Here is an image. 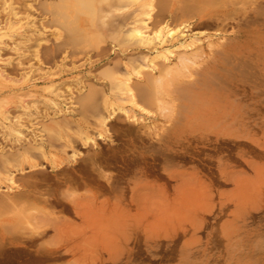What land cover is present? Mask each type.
Listing matches in <instances>:
<instances>
[{"label":"rangeland","instance_id":"obj_1","mask_svg":"<svg viewBox=\"0 0 264 264\" xmlns=\"http://www.w3.org/2000/svg\"><path fill=\"white\" fill-rule=\"evenodd\" d=\"M115 1L119 0L97 4V16L92 22L81 15L76 30L82 27L77 34L84 32L78 37L73 34L75 29L72 28V36L69 32L70 25L76 28L75 24L66 26L60 19L61 0H0V194L14 190L10 185H18L26 177L46 186L52 184L54 177L37 148L32 149L35 154L26 155L39 163L36 169L25 166L5 170L1 165L4 153L13 156L28 147L46 146L50 151L46 152L47 157L63 161V166L77 164L80 157L93 151L109 149L118 153L105 167L98 166L97 173L92 169L91 175L98 179L93 184L74 183L55 190L61 198L77 195L74 199L88 206L84 213L89 223L84 224L82 215L73 210H59L61 206H52L54 213L43 202L34 203L39 209L30 205L34 209L27 210V215L16 204L11 209L14 214L6 211L5 217L17 215L11 226L8 224L10 233L25 242L7 253L8 247L1 246L4 248L0 252L5 255L0 254L11 259H1L0 255V264H264V0H217L218 4L211 1L218 6L225 4L223 9L213 4L211 8V2H207L208 6L202 0L204 8L205 4L197 1L199 8L203 5L202 12L195 9L196 1L186 0L192 1L193 6L183 1L186 5L181 3L180 9L177 0H171L179 6L174 18L169 14L168 0H153L149 9L143 8L144 0L118 4ZM250 5L252 9L255 6L254 12L248 8ZM257 6L259 12L255 13ZM223 10L228 14L220 18L217 14ZM143 20V35L152 36L168 27L183 31L186 36H175L160 45L128 36L132 28L143 25ZM165 38L168 37L163 35ZM185 39L191 43L189 46L181 44ZM162 46L171 47L168 58L155 57V63L149 64ZM223 58L230 59L232 66H239L234 70ZM228 68L234 78L227 76ZM209 71L212 76L216 73L222 77L216 76L222 83L212 84L214 78ZM128 72L135 103L128 92L112 88L113 82L125 79ZM186 86H193L189 97L191 101L197 99L196 104L185 101L187 97L175 101L171 98H180L186 90L181 88ZM167 97L173 105L166 101ZM181 106L188 111L181 112ZM93 108L98 112L95 115L91 114L96 112ZM8 115L17 124L7 120ZM53 120L57 122L53 129L45 130ZM66 120L68 124H64ZM34 131L39 133L36 137ZM85 136L89 137L87 141ZM43 171L45 175L50 172V178L44 177ZM20 174L24 178L20 179ZM10 175L12 181L7 180ZM98 185H109L113 191L104 193ZM51 190L50 196L43 192L51 197ZM41 207L48 208L54 216L68 218L77 228L71 232L65 228L61 240L54 227L36 228V232L34 227L39 224L31 215L39 214ZM73 231L77 233L72 235ZM29 240L37 242L32 244L38 249ZM59 240L63 242L62 257L57 260L47 256L46 249L57 246Z\"/></svg>","mask_w":264,"mask_h":264},{"label":"bare ground","instance_id":"obj_2","mask_svg":"<svg viewBox=\"0 0 264 264\" xmlns=\"http://www.w3.org/2000/svg\"><path fill=\"white\" fill-rule=\"evenodd\" d=\"M2 1V0H1ZM3 1H5V0H3ZM55 1V0H54ZM59 1V0H58ZM111 0H61V3L59 4L60 5V8H59V15H60V17L58 16V15H55V16H58V18H60L61 20L63 19L64 20V22H66L67 23V25L66 26H69L70 24H75V27H76V25H78L77 23H76V21H78V19L80 18V16L81 15H85V16H87L88 18H89V20H90V22H92L93 21V19H94V16H97L96 14V5L97 4H101V3H108V2H110ZM118 1V0H117ZM120 1V2H119ZM118 2H116L117 4L118 3H124L125 1L124 0H119ZM124 1V2H123ZM128 1V0H127ZM130 1H133V2H141L142 0H130ZM129 1V2H130ZM153 0H144V1H142V6H143V8H151L152 7V2ZM169 2L171 1V0H168ZM173 1V0H172ZM171 1V2H172ZM179 1V2H178ZM182 2H180V0H177L176 2L177 3H179L180 5H181V3L183 4V1H185V3L187 2L186 0H181ZM190 1V0H189ZM194 1H196V3H197V1H202V0H193V2ZM205 1V3H209L210 4V2L212 1V0H210V1H207V0H204ZM204 1H202L203 2V4H205L204 3ZM226 1H230V0H219V2H223V3H225ZM14 2V1H13ZM52 2V1H51ZM166 2H167V0H166ZM170 2V6H171V12L169 13L170 14V16H171V14H172V16L171 17H173L174 15H176L177 13H176V9L179 7L178 6V4H177V6H175V4H174V2H172L171 3ZM192 1H191V3L190 2H187V3H189V5H192L193 6V3ZM199 2V3H200ZM202 2L200 3V4H202ZM213 2V1H212ZM211 2V5L213 4V3H217V0H214V2L212 3ZM218 2V3H219ZM3 3V2H2ZM8 3H10V2H8ZM52 3H55V2H52ZM115 3V4H116ZM126 3V2H125ZM131 3V2H130ZM168 3V2H167ZM207 3V5L208 6H210L209 4ZM217 3V4H218ZM221 3L219 4V6L218 5H215V4H213V5H215V6H218V7H222V9H223V6L224 7H226V5L224 4H222L221 5ZM227 3V2H226ZM50 4V3H49ZM56 4V3H55ZM154 4V3H153ZM199 4V5H200ZM11 5V4H10ZM9 5V6H10ZM184 6L186 5V4H183ZM213 5L212 6H210L211 8L213 7ZM8 6V5H7ZM13 6V5H12ZM47 6V5H46ZM201 6V5H200ZM203 6V5H202ZM202 6L199 8L198 7V3L197 4H195L194 5V7H195V9L196 10H198V8L199 9H201V11L200 12H202V10H203V8H202ZM57 8H58V6H56ZM181 7H182V5L180 6V9H181ZM198 7V8H197ZM204 8L206 7V4L203 6ZM246 7V6H245ZM7 8V7H6ZM47 8V7H46ZM49 8H51V6L49 7ZM54 8V7H53ZM57 8H55V11L54 12H56V10H57ZM247 8V7H246ZM245 8V9H246ZM248 8H250L252 11L255 9V6H254V9H252L253 7H251V5L250 6H248ZM257 8V10H255V13H257V12H259V8H258V6L256 7ZM10 9H12V7L10 8ZM142 9V8H141ZM179 9V8H178ZM177 9V10H178ZM182 9H183V7H182ZM217 9V8H216ZM221 9V8H220ZM226 9V8H225ZM245 9H244V11H245ZM48 10H51V9H48ZM173 10V11H172ZM208 10H210V9H208ZM9 11V10H8ZM199 11V10H198ZM218 11V10H217ZM217 11H214V13H215V15H214V17H216L217 15H219V17L221 16V15H223V17L225 16V15H227L228 14V11L226 12L225 10H223L221 13H219V14H217L216 15V12ZM58 12V11H57ZM56 12V13H57ZM232 12V11H231ZM243 12V11H242ZM241 12V13H242ZM254 12V11H253ZM9 13V12H8ZM15 13V12H14ZM208 13L209 14H211V13H213V12H209L208 11ZM240 13V14H241ZM13 14V13H12ZM16 14V13H15ZM50 14H51V12H50ZM53 14V13H52ZM55 14V13H54ZM231 14V13H230ZM234 14V13H233ZM244 14V13H243ZM14 15V14H13ZM17 15V14H16ZM146 15H147V17L150 15V12L148 11V12H146ZM145 15V16H146ZM204 15H208L207 13L206 14H204ZM242 15V14H241ZM249 15V14H248ZM52 16V15H51ZM212 16V15H211ZM229 16H231V15H229ZM82 17V16H81ZM219 17H217V18H219ZM228 17V16H227ZM251 17V16H250ZM52 18L53 17H51V20H52ZM54 18H56V17H54ZM57 18V19H58ZM174 18V17H173ZM208 18V17H207ZM220 18H222V17H220ZM229 18V17H228ZM12 19V18H11ZM56 19V20H57ZM69 19H71V20H69ZM84 19H86V18H84ZM206 19V18H205ZM224 19H226V18H224ZM59 20V19H58ZM62 20V21H63ZM216 20V19H215ZM246 20V19H245ZM251 20V19H250ZM14 21V20H13ZM12 21V22H13ZM79 21H80V19H79ZM78 21V22H79ZM138 21H141V20H138ZM214 21V20H213ZM61 22V21H60ZM75 22V23H74ZM208 22V21H207ZM15 23H17V21L15 22ZM62 23V22H61ZM210 23V22H209ZM217 23V22H216ZM90 24V23H89ZM140 24V23H139ZM142 24L143 25H141L140 27L138 26V27H134V28H132L131 29V31H130V33L128 34V36H131V38L133 37V39L135 38H137V39H140V41L141 42H143V43H158L159 45L160 44H163L164 42H166V40H170V39H173L175 36H177L178 37V35L179 36H183V37H185L186 35H184V33H183V31H178V30H172V29H170V28H168V27H164L163 29H160V30H158V31H156L152 36H148V35H143V32H142V30H141V28L143 27V26H145V24H146V21H142ZM213 24V23H212ZM240 24V23H239ZM245 24V23H244ZM243 24V25H244ZM63 25V24H62ZM65 25V24H64ZM80 25V24H79ZM81 26V25H80ZM10 27V26H9ZM65 27V26H64ZM70 27H71V29H69L68 27V29H69V32H71L72 31V28L73 29H75L74 31V33H73V31L70 33V35L72 36V33L75 35L76 34V36H78L79 37V35L81 36V32L83 31L84 32V30H80L79 32H80V34L78 35L77 34V31L79 30V29H81L82 27H79V29L78 30H76L78 27H76V28H74V26L72 27V25H70ZM88 27V26H87ZM16 28H17V26H16ZM84 28H86V27H84ZM83 28V29H84ZM2 29V28H1ZM65 29V28H64ZM67 30V29H66ZM65 30V31H66ZM71 30V31H70ZM69 32H68V34H69ZM86 33V32H85ZM10 34V33H9ZM14 34V33H13ZM23 34V33H22ZM83 34V33H82ZM126 34V33H125ZM124 34V35H125ZM21 35V34H20ZM87 35V34H86ZM86 35H84V36H86ZM127 35V34H126ZM163 35H165L166 37H168V38H165L164 40H163ZM27 36V35H26ZM75 36V38H78V37H76ZM66 37H68L69 38V35L68 36H66ZM88 37V36H87ZM75 38H73V39H75ZM126 38H127V36H126ZM129 38V37H128ZM131 38L129 39V40H131ZM27 39V38H26ZM40 39V38H39ZM80 38H78L77 40H79ZM84 38H82V40H83ZM102 39V38H101ZM157 41H156V40ZM28 40H29V38H28ZM36 40V39H35ZM72 40V39H71ZM76 40V42H78ZM87 39H85V41H86ZM90 40V39H89ZM69 41H70V39H69ZM36 42H38L37 40H36ZM71 42V41H70ZM72 42H74L73 40H72ZM71 42V43H72ZM75 42V43H76ZM87 42V41H86ZM139 42V41H138ZM74 43V44H75ZM89 43V42H88ZM217 43V42H216ZM15 44H17L16 42H15ZM14 44V45H15ZM39 44V43H38ZM181 44L182 45H186V46H189L191 43L190 42H186V39L185 40H183V41H181ZM180 44V45H181ZM18 45V44H17ZM16 45V46H17ZM15 46V47H16ZM14 47V48H15ZM18 47V46H17ZM13 48V49H14ZM185 48V47H184ZM170 52H172V49H171V47H163L162 46V49L161 50H158V51H156V53L149 59V64H152L153 62L155 63V59L156 58H158V57H163L164 59H167L168 58V53H170ZM180 52V51H179ZM222 52V51H221ZM229 53H237L236 51H228ZM185 53V52H184ZM223 53V52H222ZM221 53V54H222ZM228 53V54H229ZM178 54V53H177ZM180 56L182 55V54H179ZM178 55V56H179ZM219 55H220V52H219ZM223 55V54H222ZM225 55V54H224ZM229 55H231V54H229ZM177 56V57H178ZM228 56V55H227ZM156 57V58H155ZM186 57H187V52H186ZM221 57V56H220ZM231 57H232V55H231ZM180 58V57H179ZM225 59V62H228V63H226V64H231L230 62V59L228 60V58H227V60H226V58H223V60ZM232 59H233V57H232ZM181 60V62H182V64H183V60L182 59H180ZM214 60V59H213ZM22 61V60H21ZM214 62V61H213ZM233 62H234V59H233ZM238 62V61H237ZM242 62V61H241ZM21 63V62H20ZM20 63H18V64H20ZM153 63V64H154ZM163 64H164V61L162 62ZM174 63V62H173ZM235 63V62H234ZM13 64H15V62H13ZM239 64H240V60H239ZM168 65V64H167ZM170 65V64H169ZM168 65V66H169ZM171 65H172V63H171ZM216 65V64H215ZM233 64H231V66H232ZM238 65V63L237 64H235L234 66H232V67H234V70L237 68L236 66ZM245 65V64H244ZM149 66V65H148ZM217 66V65H216ZM239 66V65H238ZM217 67H219L220 68V70L222 69V67H220V66H217ZM231 67V68H232ZM167 68V67H166ZM225 68H223V70H224ZM233 69V68H232ZM243 69V68H242ZM106 70V69H105ZM104 70V72L105 73H107V72H110V71H105ZM223 70H222V73H224L223 72ZM143 71V70H142ZM226 71V70H225ZM227 71H229V73H230V68H228L227 69ZM139 72V71H138ZM210 72V73H209ZM208 72V74L209 75H211L212 74V72L211 71H209ZM241 72V71H240ZM249 72V71H248ZM247 72V73H248ZM235 73V72H234ZM244 73V72H243ZM198 74H200V75H203V73H201V72H199ZM207 74V75H208ZM226 74H227V76H231V73L230 74H228L227 72H226ZM251 74H253V73H251ZM208 75V76H209ZM243 75V74H242ZM254 75V74H253ZM205 76V75H204ZM213 76H215V77H213ZM211 75V77H212V79L214 78V80H212L213 82H212V84H214V82L216 81V83H218V82H221L219 79H222V77L221 78H219L218 76L219 75H217L216 73H215V75ZM219 78H217V77ZM125 77V79H123V80H119L118 82H113L114 83V86H112V88L114 89V88H118V89H120V91H125V92H128L129 94H130V98H131V100H133L132 102L133 103H135V93H133V91H132V89H131V84H130V78H131V72H128L127 73V75L126 76H124ZM211 77H208L209 79H211ZM231 77H233V75L231 76ZM246 77V76H245ZM254 77V76H253ZM257 77V76H256ZM234 78V77H233ZM170 79V78H169ZM199 79V78H198ZM207 80V79H206ZM207 81H210V80H207ZM224 81V80H223ZM111 82V81H110ZM198 84H201L200 82H198V81H196ZM211 82V81H210ZM261 82V81H260ZM215 83V85H217ZM222 83V82H221ZM220 83V84H221ZM224 84H227V83H225V82H223ZM112 84V83H111ZM172 84V83H171ZM190 85V84H189ZM204 85H205V83H204ZM214 85V86H215ZM228 86H230L229 84H227ZM257 85H258V83H257ZM111 86V85H110ZM109 86V87H110ZM158 86V85H157ZM193 86H194V84H193ZM193 86H190V88H192ZM201 86H203V84H201ZM218 86V85H217ZM217 86H215V87H217ZM227 86V87H228ZM165 87V86H164ZM179 87V86H178ZM205 88H206V90H207V85H205L204 86ZM220 87V86H219ZM218 87V88H219ZM166 88V87H165ZM190 88H188L187 86L186 87H184V88H181L182 90H184V89H186L185 91H182V98L180 97H175V96H170L171 98H173V100L175 101V99H186V97H187V99L185 100V101H190L191 103H195V101L197 100V99H195V100H193L192 99V101H191V99H190V97H192L191 96V94L193 93L192 91H191V89ZM194 88H196L197 89V87H195L194 86ZM210 88V87H209ZM220 88H222V87H220ZM219 88V89H220ZM187 89L189 90L190 89V91H188L186 94H184L186 91H187ZM223 89H224V87H223ZM116 90V89H115ZM158 90V89H157ZM178 90H180V89H178ZM177 90V91H178ZM167 91V90H166ZM261 91V90H260ZM160 92V91H159ZM162 92V91H161ZM181 92V91H180ZM85 94V93H84ZM188 94V95H187ZM195 94V93H194ZM93 95V94H92ZM183 95H185V96H183ZM81 97H84L83 95H80ZM164 96V95H163ZM165 96H167L166 95V93H165ZM190 96V97H189ZM232 96V95H231ZM170 97H167V99L168 100H166L167 102H170L171 104L172 103H174L173 102V100L170 98ZM104 98V97H103ZM189 98V99H188ZM85 99V98H84ZM100 99V98H99ZM78 100V99H77ZM81 100H82V98H81ZM86 100V99H85ZM83 102H84V100H82ZM87 101V100H86ZM85 101V103H83V106L87 103ZM199 101V100H198ZM197 101V102H198ZM89 103V102H88ZM102 103H105V102H103L102 101ZM206 104L207 103V101H204L203 102V104ZM95 104V103H94ZM99 104V103H98ZM97 104V105H98ZM196 104V103H195ZM96 105V104H95ZM94 105V106H95ZM173 105V104H172ZM181 105L184 107V108H187V105H183V103H181ZM202 105V104H201ZM89 106H92V104H90ZM88 105L87 106H85L87 109H90V107H89ZM102 106V105H101ZM176 106H178L177 104H176ZM180 107V108H182L181 109V112L183 111H188V109L186 110H184V108L183 107ZM191 106V105H190ZM203 106V105H202ZM93 107V106H92ZM102 107H105V106H102ZM193 107V106H192ZM191 107V108H192ZM179 108V107H178ZM93 109H95V108H93ZM91 110V109H90ZM96 110V109H95ZM94 110V111H95ZM98 110H99V107H98ZM102 110H103V108H102ZM176 110V109H175ZM178 110V109H177ZM78 111L79 112H81V114H82V111L80 110V109H78ZM93 111V110H92ZM101 110H99V112H100ZM110 111V110H109ZM4 112V111H3ZM78 112V113H79ZM84 112V111H83ZM103 112V111H102ZM102 112H100L101 114H102ZM105 112V111H104ZM178 112V111H177ZM191 112V109L189 110V114H191L190 113ZM247 112V111H246ZM98 112H97V110H96V112H93V113H91V114H97ZM248 113V112H247ZM74 114V113H73ZM80 114V113H79ZM100 114V115H101ZM110 114V113H109ZM176 114H178V113H176ZM182 114V113H181ZM21 115V114H20ZM72 115V114H71ZM83 115H84V113H83ZM87 115V114H86ZM99 115V114H98ZM103 115V114H102ZM106 115V114H105ZM108 115V114H107ZM106 115V116H107ZM19 116V115H18ZM22 116V115H21ZM24 116H25V114H24ZM97 116V115H96ZM49 117V116H48ZM51 117V116H50ZM87 116H84V118L83 119H85ZM103 117V116H102ZM184 117H185V115H184ZM198 117V116H197ZM16 118H17V116H16ZM24 118V117H23ZM28 118H29V116H28ZM28 118H26V120L28 121ZM82 118V117H81ZM104 118V117H103ZM6 119L7 120H9L10 122L11 121H13V118L11 117V118H9V115L8 116H6ZM22 119V118H21ZM25 119V118H24ZM21 120V121H25V120ZM30 119V118H29ZM86 120V119H85ZM201 120V119H200ZM15 122L13 123V122H11L12 124H14L15 125V123L17 122V120L15 119L14 120ZM69 121V120H68ZM84 121V120H83ZM19 122H20V120H18V124H19ZM26 122V121H25ZM29 122V121H28ZM21 123V122H20ZM23 123V122H22ZM57 122H56V120H53V121H50L46 126H45V130H48V131H50V129H53V127H54V125L56 124ZM65 123H67V120H66V122H64V124ZM99 123V122H98ZM17 124V123H16ZM26 124H27V122H26ZM68 124V123H67ZM102 124V123H101ZM88 125V124H87ZM18 126H20V125H18ZM22 126V125H21ZM24 126V125H23ZM68 126V125H67ZM11 127V126H10ZM71 127V126H70ZM72 128V127H71ZM128 129V128H127ZM126 129V130H127ZM133 129V128H132ZM130 127H129V130H132ZM38 131L40 130V129H37ZM43 130V129H42ZM42 130H40V131H42ZM44 130V131H45ZM125 130V129H124ZM126 130H125V132H126ZM129 130H128V134L130 133V132H133V130L132 131H130L129 132ZM19 132H20V130H18ZM54 131H56V130H54ZM78 131V130H77ZM82 131V130H81ZM16 132V131H15ZM35 132V131H34ZM37 132V131H36ZM36 132L34 133V135L36 134ZM57 133H58V131H56ZM11 133H13L12 131H11ZM38 133V132H37ZM39 134V133H38ZM41 134V133H40ZM52 134V133H51ZM100 134V133H99ZM127 134V133H126ZM133 134V133H132ZM53 135H54V133H53ZM43 136V135H42ZM49 136H51V135H49ZM59 136V135H58ZM58 136H57V138H58ZM35 137H36V135H35ZM38 137H41V136H38ZM53 137V136H52ZM43 138V137H42ZM41 138V139H42ZM54 138V137H53ZM55 138H56V136H55ZM88 136H85V138H84V140L85 141H87L88 140ZM31 139V138H30ZM69 139H71V138H69ZM72 142H73V140H71ZM37 142V141H36ZM38 142H40V141H38ZM237 142V141H236ZM239 142V141H238ZM39 145H40V143H38ZM243 144H244V142H243ZM246 145H247V142H246ZM24 146V145H23ZM41 146V145H40ZM40 146H32V148H26L24 151H20L19 153L18 152H15L16 154H13V156L11 155H8V154H6V153H4L5 155L4 156H2L1 157V161L3 162L1 165H3L4 167H5V170H6V168L8 167V168H10V167H16V168H18V169H23L25 166H27V167H29V168H32V169H36V167L39 165V163H37V162H35L34 160H31L30 158H28L26 155L27 154H29V153H27V152H30V153H32L33 151H32V149H34V148H37L38 150H40L41 151V155L44 157V158H46L47 159V161H48V163H49V165H50V167H51V169H52V171H53V173H52V176L49 174H47V175H45V173L46 172H44L43 173V175H45L44 177H46L47 176V178H50V176L51 177H53L52 179H50V180H52V181H50V182H52V184L51 185H49V184H47V186L46 185H44L42 182H38L37 180H36V182L35 181H33V180H28L29 178H27V180H26V178H25V180H21V182H20V184H18V185H16V186H14V185H10V188L12 189V188H14V190H12V191H9V192H2V193H4V194H0L1 196H0V208L4 211V212H2L1 211V209H0V211L2 212V214H0V248H4V247H1V246H6V247H8V249L6 248L5 249V252L7 251V250H10V249H12V248H16L17 246H15L16 244H18V243H21V242H25V239H18L16 236V234H14V236H13V234L12 233H10V229L11 228H9V226H8V224L10 225V223H11V221L12 220H15L14 219V217L16 218L17 217V215H13V216H9V217H5L6 215H4L5 213H6V211H7V214H8V212H9V214H10V212H11V209L14 207V206H16L18 209H21L20 211L21 212H23V213H25V215H27L30 211H32V206H34V208L36 209L37 208V205L36 204H34L35 202H37V203H40V202H43L45 205H48L49 207V210L50 211H52V212H54V210H51L50 208H52V206L54 207V206H61V209H59V210H62L63 212L64 211H69V212H71L72 210L74 211V213L76 214V215H82L81 217H82V222L85 224L86 222L87 223H89L88 222V218H87V215L84 213V212H86L87 210V208H88V206L87 205H84L83 203H81L80 202V200H75L74 198H77V195H76V197H74V198H72L71 199V197H67V196H65V197H67V198H61V197H59V195H57V193L55 192V190H57L58 188H60L61 186H66V185H72V184H74V183H77V185H79L80 183H82L84 186H86L85 184H87V185H89V184H93L96 180H98L97 178H95L96 177V175L95 176H93V175H91L92 173H93V171H98L99 169H98V166L100 167V166H103V167H105L106 165H108V162H110L109 160L111 159V158H115V157H117V155H118V153H117V151H113L112 153L110 152V151H102V150H98V151H96V152H92L91 154H87L85 157H80V159L79 158H77V159H79L78 160V163L77 164H73V165H69V166H66L65 164V166H63L62 164H63V161H61V160H57L56 158H48L47 157V155H46V152H50L47 148H46V146H44V147H40ZM65 146V145H64ZM221 146V145H220ZM67 147V146H66ZM252 147V146H251ZM254 148H255V146H254ZM221 150V149H220ZM254 150V149H253ZM61 151V150H60ZM64 151V150H63ZM63 151H61V152H63ZM35 152V151H34ZM33 152V153H34ZM37 152V151H36ZM65 152H67L66 150H65ZM120 152V151H119ZM124 152V151H123ZM121 153V152H120ZM10 154H11V152H10ZM35 154V153H34ZM76 154V152H74V155ZM120 155V154H119ZM84 156V155H83ZM125 156V155H124ZM37 157V156H36ZM119 157V156H118ZM124 158V157H123ZM128 158V157H127ZM40 160H41V158H40ZM73 160V159H72ZM129 160V159H128ZM127 159H126V162L128 161ZM130 161V160H129ZM41 162V161H40ZM97 164V165H96ZM129 164H130V162H129ZM105 165V166H104ZM126 165V164H125ZM94 166V167H93ZM1 167V166H0ZM95 168H97L96 170H95ZM2 169V168H1ZM17 169V170H18ZM25 169V168H24ZM92 169H94L93 171H92ZM101 169H102V167H101ZM127 169V168H126ZM11 170V169H10ZM2 171H4V170H2ZM19 171V170H18ZM125 171V170H124ZM5 172V171H4ZM31 172V171H30ZM36 172V171H35ZM34 172V173H35ZM94 172V173H95ZM1 173V172H0ZM12 173V172H11ZM97 173V172H96ZM95 173V174H96ZM8 174H10V173H8ZM14 174V173H13ZM39 174V173H38ZM30 175V174H29ZM123 175V174H122ZM16 175H14V177H15ZM18 176V175H17ZM20 177H21V174L19 175ZM24 176H25V174H24ZM28 176V175H27ZM31 176V175H30ZM35 176H36V174H35ZM34 176V177H35ZM41 176H42V174H41ZM49 176V177H48ZM20 177H18V179L20 178ZM22 178H24V177H21L20 179H22ZM41 178V177H40ZM43 178V177H42ZM10 180V181H12L13 179H12V175H10V177L9 178H7V180ZM15 179H16V177H15ZM17 179V180H18ZM39 179V178H38ZM119 179V178H118ZM45 180H47V179H45ZM116 180V179H115ZM114 180V181H115ZM15 181V180H14ZM48 181V180H47ZM54 181V182H53ZM117 181V180H116ZM44 182H46V181H44ZM123 182H125V181H123ZM79 183V184H78ZM114 183V182H113ZM105 184V183H104ZM118 184V183H117ZM83 185H81L82 187H84ZM112 185H115V184H112ZM73 186V185H72ZM96 186V185H95ZM107 186H109V185H107ZM107 186H104V185H98V189H101L104 193H106V192H112L113 191V188L110 186V187H107ZM24 187H27V188H24ZM76 187H78V186H76ZM75 186H74V188H76ZM114 187H116V186H114ZM69 188H72L71 186L69 187ZM10 189V190H11ZM53 190L54 192L52 193L53 195L51 196V197H48V196H50L49 194H51V193H49V190ZM78 189V188H77ZM77 189H75V190H77ZM119 190V188H116V190ZM121 189V188H120ZM52 190H51V192H52ZM45 192V194L47 193L48 194V196H46L45 194H44V192ZM71 192H73V191H71ZM114 192H116V191H114ZM118 192H120L121 193V190H119ZM77 193V192H76ZM45 195V196H44ZM70 196H71V193H70ZM85 196V195H84ZM86 196H87V194H86ZM73 197V196H72ZM78 197H80L79 195H78ZM71 199V200H73V201H71L70 200V202H67V201H64V199L66 200H68V199ZM81 198H82V196H81ZM63 199V200H62ZM133 199V198H132ZM30 201V202H29ZM69 201V200H68ZM16 204V205H15ZM30 205H32V206H30ZM25 206H30V208L28 209V208H26ZM39 206V205H38ZM47 207V206H46ZM16 208V209H17ZM33 208V209H34ZM45 207H41L40 208V211L42 212H40V211H38L37 210V212H39V214H37V215H35V216H33V214H34V212H32V213H30V215L32 216V217H34L33 218V220L35 219L36 221L34 222V223H36V224H39V225H37L38 227H34L35 228V230H36V228H37V230H38V228H42L41 230H45L46 229V227H54L55 228V230L57 231L56 233V235H58L57 237H58V239H60L61 240V237H63L64 236V234H63V231L65 230V228H67V229H70L69 231L71 232V229H73L74 227H76L75 225L76 224H74V222H72V221H70V220H68V218L67 219H65V218H63L64 216H62V218L60 217V215H55L54 216V214L52 213V212H49V211H47L46 209H48V208H46V209H44ZM55 208V207H54ZM37 209H39V207L37 208ZM15 210V209H14ZM27 210H30V211H27ZM12 211H13V209H12ZM58 211V210H57ZM56 211V212H57ZM12 213V212H11ZM16 213V212H15ZM43 214V215H41V214ZM55 213V212H54ZM12 214H14V212L12 213ZM60 214V213H59ZM45 215V216H44ZM27 217H29V216H27ZM30 220V219H29ZM28 220V221H29ZM31 222H33L32 221V219H31ZM29 223V222H28ZM34 223H33V225H34ZM114 224L113 225H117V226H119L120 224L119 223H116V222H113ZM14 224V223H13ZM35 224V225H36ZM11 226V225H10ZM40 226V227H39ZM54 228H53V230H54ZM77 228V227H76ZM75 228V229H76ZM80 228V227H79ZM52 229V228H51ZM12 230V229H11ZM37 230H36V232H37ZM40 230V231H41ZM48 231V230H47ZM46 231V232H47ZM75 231H79V230H75ZM75 231H73L72 232V235H75L76 233H74ZM35 232V233H36ZM42 232V231H41ZM44 232V231H43ZM69 232V233H70ZM14 233V232H13ZM74 233V234H73ZM42 234H44V233H42ZM55 234V233H54ZM16 235V236H15ZM23 237V236H22ZM29 238H32V237H30V236H28ZM27 237V238H28ZM54 237V236H53ZM65 237H66V235H65ZM26 238V237H25ZM27 238H26V242L28 241L27 240ZM34 238V237H33ZM35 239V238H34ZM33 239V240H34ZM55 239H57V238H55ZM57 239V240H58ZM33 240H29V242H31V244L30 245H32L33 246V244L32 243H35ZM37 240V239H36ZM58 241V242H60L59 244L57 243V246H56V244H54L55 242L53 241V246L54 247H52V248H47L46 250H47V256L48 255H50L51 257H56V259L61 255V253H60V251H61V246H62V244H63V242L62 241ZM35 244H38L37 242L35 243ZM31 246V247H32ZM35 246V245H34ZM33 246V247H34ZM22 247V246H21ZM19 248V247H18ZM35 248L36 249H38V247H37V245L35 246ZM22 249V248H21ZM43 249V248H42ZM32 250V249H31ZM40 250H41V247H40ZM39 250V251H40ZM3 251V250H2ZM13 251V250H12ZM17 251H19V250H17ZM38 251V250H37ZM4 252V251H3ZM11 252V251H10ZM9 252V253H10ZM14 252H15V250H14ZM32 252V251H31ZM40 252H42V250L40 251ZM46 252V251H45ZM62 252H63V250H62ZM0 253H2V252H0ZM7 253V252H6ZM8 253V254H9ZM42 253H44V252H42ZM42 253H39L40 254V256H41V254ZM3 254V256L5 255L4 253H2ZM8 254H6V255H8ZM11 254V253H10ZM1 255V254H0ZM15 255H17V253H15ZM15 255H13V257L15 256ZM44 255V254H43ZM2 256V255H1ZM2 256V258L1 259H3L4 258V260L6 259L7 260V258L8 257H10V259H11V256H6L7 258H5V257H3ZM30 256V255H29ZM38 257H40L39 255H37ZM44 257V256H43ZM46 257V256H45ZM61 257H62V255H61ZM17 258V257H16ZM0 259V260H1ZM9 259V260H10ZM39 259H41V261H42V258H39ZM49 259V258H48ZM13 260H14V258H13ZM31 260V259H30ZM50 260V259H49ZM58 260V259H57ZM60 260V259H59ZM2 261V260H1ZM0 261V262H1ZM26 262V261H25ZM24 262V263H25ZM5 263H7V262H5ZM16 263V262H15ZM20 264H21V261L19 262ZM7 264H9V263H7ZM10 264H14V261H13V263L11 262ZM154 264V263H153Z\"/></svg>","mask_w":264,"mask_h":264}]
</instances>
